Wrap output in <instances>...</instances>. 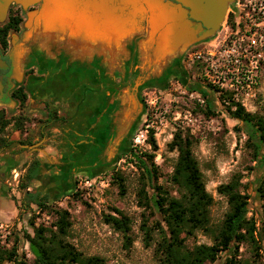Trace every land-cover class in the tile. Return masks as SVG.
Returning <instances> with one entry per match:
<instances>
[{
  "label": "rangeland",
  "instance_id": "obj_1",
  "mask_svg": "<svg viewBox=\"0 0 264 264\" xmlns=\"http://www.w3.org/2000/svg\"><path fill=\"white\" fill-rule=\"evenodd\" d=\"M184 65L181 62L170 76L138 89L137 100L141 102V109L136 117L133 131L129 133L125 144L119 148L115 159L100 164L98 161H90L93 160L91 157L77 166L66 165V172L71 171L70 182L66 178L63 179V185L59 189L48 184L49 181H52L51 184L58 182L59 179L55 176L49 180L39 178L29 181V184L34 183V187L29 185L28 188L30 197L36 201L46 202L51 207L50 212L55 220L54 209L68 211L71 225L66 239L85 255L102 257L104 264H159L158 256L155 254L156 242L159 239L155 221L161 222L163 226L164 221L156 207L145 206L147 200L138 192L144 179L141 178L142 171L136 164L133 154L138 153L146 158L144 153H153V162L159 172L157 183L163 185L170 194L177 195L176 188L168 181V174L171 173L177 156L176 150L169 149L168 143L177 129L187 132L192 137L193 154L202 172L205 188L213 196L209 210V226L212 229L217 228L228 210L226 197L217 191V186L228 181L235 174L241 177V190L249 195L247 215L253 216L258 221L264 213V198L258 190V186L262 185L261 182L264 180V168L254 157L250 139L247 137V125L232 118L226 106L217 101L215 95L209 93L214 114H205V97L203 96L205 102L200 103L188 94L193 89L191 86L198 85L191 78V72L195 68L186 69ZM249 112L261 116L264 123V96L260 101H256L255 109ZM10 114L9 112L5 116L8 117ZM62 127L61 121L60 124L53 122L44 128L48 134L61 135ZM145 128H147L145 141L135 142L136 135ZM18 131L19 129L11 123L3 134L0 132V136L5 137L7 141L0 145V151L10 148L14 137H23L22 132L18 134ZM150 133L155 139L156 149H153L149 141ZM157 154L159 157L155 162L154 157ZM16 169L20 173L18 183L7 186L18 208L17 219L0 224L3 226L7 224L10 229L7 239L20 236L16 251L25 264H30L33 256L22 234L23 231L32 234L33 225H30L29 221H33L34 210L39 207L46 210L48 208L35 204L33 208L29 205L27 196L24 195L25 189L20 186L21 183L28 181L26 173L21 172L19 168ZM114 171L119 172L124 179V192L120 191L117 180L112 179ZM32 172L37 175L36 169H32ZM44 184L49 186L45 190L42 189ZM150 194L151 189L146 188V196ZM0 206L8 213L12 202L4 198L0 200ZM114 209H120L131 219L129 244L125 242L122 232L105 220L108 214L117 215ZM142 223L150 228L152 239L148 244ZM52 229H56V224ZM198 243H212L211 233L197 230L193 235L185 238L188 247ZM260 244L262 246L256 252L253 245L241 243L238 257L249 264H264V242L261 241ZM0 248L7 249L10 246L0 243ZM225 256V252L221 251L214 261L206 264H222ZM0 264L18 263L3 259L0 260Z\"/></svg>",
  "mask_w": 264,
  "mask_h": 264
},
{
  "label": "flooded vegetation",
  "instance_id": "obj_2",
  "mask_svg": "<svg viewBox=\"0 0 264 264\" xmlns=\"http://www.w3.org/2000/svg\"><path fill=\"white\" fill-rule=\"evenodd\" d=\"M43 4V0H37L24 8L11 2L0 23V27H7L4 40H0V111L30 119L22 131L19 129L23 137L17 143L34 144L44 136V127L62 121L64 143L71 159L80 155L83 161L91 157L90 161L113 160L136 120L126 123L122 108V99L130 93L125 88L134 78V62L111 60L109 54L102 53L104 45L97 44L91 47V57L83 55V14L60 17L55 25L63 28H45L43 16H37ZM83 8L81 3L74 7L78 11ZM32 10H37V17L32 20V27H27V13ZM52 33L56 36L50 37ZM17 52L20 70L16 74L13 62ZM38 77L42 82L48 81L45 87L36 84ZM34 86L52 98L43 102L45 117L28 111Z\"/></svg>",
  "mask_w": 264,
  "mask_h": 264
},
{
  "label": "trees",
  "instance_id": "obj_3",
  "mask_svg": "<svg viewBox=\"0 0 264 264\" xmlns=\"http://www.w3.org/2000/svg\"><path fill=\"white\" fill-rule=\"evenodd\" d=\"M7 27H0V40H4ZM193 87V86H191ZM206 99L205 114H214L212 102L205 90H201ZM226 106L229 115L247 125V137L250 139L254 157L264 168V123L263 118L256 113L246 111L241 105L231 109ZM55 116V115H54ZM30 121L27 116L6 117L0 111V132L3 134L9 124L22 131L24 123ZM149 141L153 149L157 148L152 133ZM6 139L0 136V145L5 144ZM193 139L186 132L177 129L171 141L169 149H174L177 156L172 165V171L168 174V181L176 188L177 195L170 192L157 183L158 168L153 162V153H144L146 158L138 153L133 154L136 164L141 169V178L144 179L139 189L140 195L146 199L145 206H154L160 212L164 226L155 221L159 232V239L156 242L155 254L158 256L159 264H206L216 259L219 252L224 251L226 256L222 264H249L238 257V248L241 243H249L254 246L256 252L261 248L260 242H264V213L257 221L253 216H248L249 195L241 190V177L239 174L217 186V191L226 197L228 210L217 228L212 229L210 224L209 210L213 203V196L205 188L202 172L192 150ZM38 161L33 160L27 168L26 183H21L25 189L24 195L28 203L48 208L51 207L41 200L36 201L29 195V181L35 177L32 169H37ZM112 179L117 180L120 191L124 192L123 177L119 172L112 173ZM258 186L260 195L264 198V180ZM146 188L151 189V194L146 196ZM77 194V193H75ZM264 207V205H263ZM34 208V207H33ZM117 215L108 214L105 220L115 229L122 232L127 244L131 243L129 235L131 219L120 209H114ZM56 215V229L47 226H35L33 221V232L23 231V240L28 242V250L33 258L30 264H104V259L98 255H85L70 243L66 236L71 221L69 213L65 209H54ZM145 224L142 223V227ZM147 244L152 239L150 228L144 226ZM203 230L211 233L212 243H198L192 247L185 244V238L193 235L195 231ZM10 248H0V260L6 259L18 264H25L20 259L16 249L19 245L20 236L11 237ZM24 256V255H23Z\"/></svg>",
  "mask_w": 264,
  "mask_h": 264
},
{
  "label": "water",
  "instance_id": "obj_4",
  "mask_svg": "<svg viewBox=\"0 0 264 264\" xmlns=\"http://www.w3.org/2000/svg\"><path fill=\"white\" fill-rule=\"evenodd\" d=\"M35 1L0 0V22L11 2L26 8ZM43 1V8L37 16H43L45 28L54 26L66 14H83L82 43L86 46L83 55L91 57V47L97 44L104 45L102 53L109 54L111 60H133L134 78L130 81L131 86L125 88L130 93L122 99L123 120L130 124L141 109V102L137 100L138 89L170 76L189 48L214 38L235 0ZM80 3L84 8L80 11L74 9ZM36 12L27 13V27H32ZM55 26L63 28L59 24ZM56 35L52 33L50 37ZM19 56L18 52L14 53L16 74L20 70ZM109 161L102 158L98 162Z\"/></svg>",
  "mask_w": 264,
  "mask_h": 264
},
{
  "label": "built area",
  "instance_id": "obj_5",
  "mask_svg": "<svg viewBox=\"0 0 264 264\" xmlns=\"http://www.w3.org/2000/svg\"><path fill=\"white\" fill-rule=\"evenodd\" d=\"M182 63L186 69L195 68L191 78L198 85L191 87L190 97L204 103L201 90H205L224 106L233 103L230 108L235 109L239 104L253 111L256 101L264 96V0H235L215 37L188 49ZM146 136L147 128L140 130L134 140L143 143ZM158 157H154L155 162ZM19 174L12 168L6 184H17ZM33 214L35 226L55 228L50 211L39 207ZM2 226L0 243L10 246V229L7 224Z\"/></svg>",
  "mask_w": 264,
  "mask_h": 264
},
{
  "label": "crops",
  "instance_id": "obj_6",
  "mask_svg": "<svg viewBox=\"0 0 264 264\" xmlns=\"http://www.w3.org/2000/svg\"><path fill=\"white\" fill-rule=\"evenodd\" d=\"M37 79L38 81L36 84L38 85L39 83H42L43 87H45L44 84L48 82L46 80L42 82L40 77ZM45 94L46 93H42L41 91H36L35 86L31 89V97L28 99V111L32 112V115H37L40 117L47 116L44 108H42V105L44 101H47V99L52 100V98L45 96ZM60 100L62 101V99ZM36 135H39V133ZM57 135L60 137H57ZM52 137L57 140H49ZM18 138L19 137L13 138L14 140L12 141L13 143H11L12 145L10 148L0 151V200L7 198L12 202V207H10L8 213H6V210L0 206V222H12L17 219L18 208L6 184L7 178L12 168H19L21 172L26 173L31 162L33 160H37V175H35L32 180H39V178H45L46 180H49L51 178L58 177L59 180L57 183L54 182V184H51L52 181H49L48 184L50 186L52 185V187L56 186L59 189L63 185L62 180L66 178L69 181V177L71 176V171L66 172L65 166L69 164H75L77 166L85 162L82 160L80 155H77V159H71V156L68 154L67 147L64 143L63 133H61V135L48 134L45 132L44 128V136L38 142H35L31 145L17 143ZM29 185L30 187H34L33 182H30ZM48 187L49 186L47 184H44L42 189L45 190ZM29 205L33 207L34 204L31 202Z\"/></svg>",
  "mask_w": 264,
  "mask_h": 264
}]
</instances>
